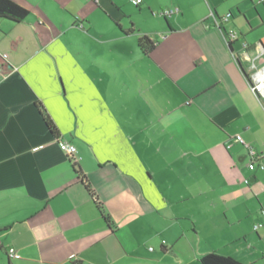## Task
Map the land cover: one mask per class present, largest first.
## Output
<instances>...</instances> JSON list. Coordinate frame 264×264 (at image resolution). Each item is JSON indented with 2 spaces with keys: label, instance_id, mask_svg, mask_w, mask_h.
Listing matches in <instances>:
<instances>
[{
  "label": "crops",
  "instance_id": "obj_1",
  "mask_svg": "<svg viewBox=\"0 0 264 264\" xmlns=\"http://www.w3.org/2000/svg\"><path fill=\"white\" fill-rule=\"evenodd\" d=\"M10 1L29 15L0 18V264H264L244 57L264 64V0Z\"/></svg>",
  "mask_w": 264,
  "mask_h": 264
},
{
  "label": "built area",
  "instance_id": "obj_2",
  "mask_svg": "<svg viewBox=\"0 0 264 264\" xmlns=\"http://www.w3.org/2000/svg\"><path fill=\"white\" fill-rule=\"evenodd\" d=\"M131 4L133 5H138L141 0H130ZM178 13V9L174 8V9H170V10H163L160 12V16H163L165 18H168L174 14ZM229 17V16H227ZM237 38V36L233 33V32H228L226 34V40L228 43L232 42L233 40H235ZM262 55V51L261 53H258L256 56L254 57H250L248 56V54H245V59L248 61L249 63V81L251 84V91L262 101H264V64L258 66L256 64V61L259 59V57ZM3 58H7L6 55H3ZM3 78V74L0 71V79ZM233 141H235L236 143L240 144L243 149L246 151V156L249 160L248 162V168L249 170H254L255 167L257 166V162L260 159L261 156L257 155V153L253 150V148L247 144L246 142H244V140L241 138L240 135H235L233 136ZM55 142L57 143L59 149L61 150V152L64 154L65 158L67 159V161L69 163H71L72 165H76L77 161H78V156H77V150L76 148L65 142V141H59L58 139H55ZM258 167L260 169H264V166L259 163ZM245 184H248L249 181L245 180L244 181ZM260 225L254 226V229L258 228ZM150 250H152L150 248ZM7 257L9 259H19V255L16 252V250H14L13 248H10L7 250Z\"/></svg>",
  "mask_w": 264,
  "mask_h": 264
},
{
  "label": "trees",
  "instance_id": "obj_3",
  "mask_svg": "<svg viewBox=\"0 0 264 264\" xmlns=\"http://www.w3.org/2000/svg\"><path fill=\"white\" fill-rule=\"evenodd\" d=\"M29 12L24 8L16 5L10 0H0V18L9 20L14 23H19L26 19ZM138 48L143 54H148L153 49V43L147 37H142L137 42ZM231 46V43H228ZM45 125L47 126L50 133L56 137V131L51 122L43 116ZM76 166V165H73ZM84 184V183H83ZM85 188L88 190L87 184H84ZM201 264H243L233 258L218 255L216 253H209L203 256L200 260Z\"/></svg>",
  "mask_w": 264,
  "mask_h": 264
},
{
  "label": "water",
  "instance_id": "obj_4",
  "mask_svg": "<svg viewBox=\"0 0 264 264\" xmlns=\"http://www.w3.org/2000/svg\"><path fill=\"white\" fill-rule=\"evenodd\" d=\"M237 64H238V66L241 68V65H240L239 61H237ZM241 71H242V73L244 74V71L242 70V68H241ZM245 76H246V75H245ZM246 77H247V76H246ZM247 80H248V84H249V86H250V88H251V84H250V81H249L248 77H247Z\"/></svg>",
  "mask_w": 264,
  "mask_h": 264
},
{
  "label": "rangeland",
  "instance_id": "obj_5",
  "mask_svg": "<svg viewBox=\"0 0 264 264\" xmlns=\"http://www.w3.org/2000/svg\"><path fill=\"white\" fill-rule=\"evenodd\" d=\"M242 63H243L244 68L246 69V71H248L247 64H245L244 62H242Z\"/></svg>",
  "mask_w": 264,
  "mask_h": 264
}]
</instances>
